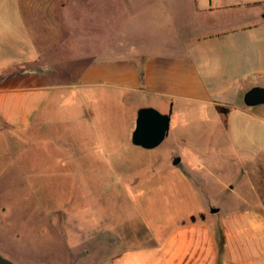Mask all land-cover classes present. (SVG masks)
Returning a JSON list of instances; mask_svg holds the SVG:
<instances>
[{"label": "crops", "instance_id": "crops-1", "mask_svg": "<svg viewBox=\"0 0 264 264\" xmlns=\"http://www.w3.org/2000/svg\"><path fill=\"white\" fill-rule=\"evenodd\" d=\"M24 1L0 0L3 139L21 136L26 146L24 132L53 123L57 112H65L68 119L83 121L71 130L76 141L91 132L96 160L110 159L108 172L86 177L98 183L116 166L121 168L122 149L139 146L132 134L142 107L169 114V130L176 134L171 123L175 103L192 104L206 110L210 119L217 116V127H224L232 139L236 156L230 160L240 171L234 169L220 189L244 190L249 203L211 204V214L192 213L160 242L125 250L113 264H264V103L248 106L244 101L249 89L264 87V0H130L125 6L129 19L121 21L129 29L107 40L99 36L77 50L73 39L78 37L67 31L62 47L73 51L71 57L56 54L53 16L49 32L41 30L47 21L41 19L40 5L30 7ZM99 95L112 101L118 115L113 126L104 124L100 131L88 127L94 117H106L98 107ZM74 159L67 160L72 174L74 165L85 162ZM7 164L6 159L0 166ZM80 239L74 246L89 244Z\"/></svg>", "mask_w": 264, "mask_h": 264}, {"label": "rangeland", "instance_id": "rangeland-1", "mask_svg": "<svg viewBox=\"0 0 264 264\" xmlns=\"http://www.w3.org/2000/svg\"><path fill=\"white\" fill-rule=\"evenodd\" d=\"M24 2L30 7L40 5L41 19L47 21L40 28L45 32H49V15L53 16V42L59 45L56 54L60 57L73 55L62 47L69 30L78 37L73 39L78 50L99 36L107 40L129 29L121 21L129 19L125 6L130 0ZM99 98L98 107L105 109L106 117H94L88 127L100 131L104 124L113 126L118 115L112 101ZM133 112L128 109L129 115ZM69 116L57 112L53 123L24 132L26 146L20 143L21 136L0 137V165L6 159L9 162L0 166V254L17 264H113L125 250L160 242L192 213L207 210L211 214V204L249 203L244 190L220 189L227 177H233L232 171L240 168L230 160L236 156L231 137L224 127H217L220 119H210L206 110L176 102L171 123L177 133L172 134L171 127L156 148L122 149L121 168L116 166L99 183L86 177H96L98 170L108 172L110 159L104 155L105 163L96 160L91 132L76 141L71 130L83 121ZM177 156L181 161L175 165ZM74 157L85 162L74 165L77 171L72 174L74 167L67 160ZM119 176L124 182L120 183ZM81 237L89 244L74 246Z\"/></svg>", "mask_w": 264, "mask_h": 264}, {"label": "water", "instance_id": "water-1", "mask_svg": "<svg viewBox=\"0 0 264 264\" xmlns=\"http://www.w3.org/2000/svg\"><path fill=\"white\" fill-rule=\"evenodd\" d=\"M248 106L264 103V87L254 86L244 96ZM170 115L163 114L153 107H142L138 110L136 128L132 134L134 144L144 148L158 146L167 136L169 131ZM181 158H174V164L180 163ZM217 209H213L216 211ZM0 264H17L9 258L0 254Z\"/></svg>", "mask_w": 264, "mask_h": 264}, {"label": "trees", "instance_id": "trees-1", "mask_svg": "<svg viewBox=\"0 0 264 264\" xmlns=\"http://www.w3.org/2000/svg\"><path fill=\"white\" fill-rule=\"evenodd\" d=\"M218 109L220 110V111H223V112H227V108H224V107H220V106H218ZM192 218H194V216H192Z\"/></svg>", "mask_w": 264, "mask_h": 264}]
</instances>
